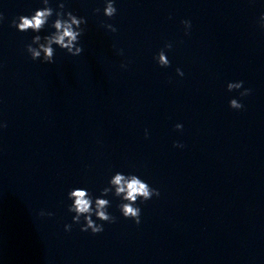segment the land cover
I'll use <instances>...</instances> for the list:
<instances>
[{"label": "clouds", "instance_id": "9594fccd", "mask_svg": "<svg viewBox=\"0 0 264 264\" xmlns=\"http://www.w3.org/2000/svg\"><path fill=\"white\" fill-rule=\"evenodd\" d=\"M105 7L103 9V15L109 19L114 17L117 13L115 7V0H104ZM44 7L34 10L31 15H20L11 21V26L15 27L20 32H27L31 30L34 33L41 32L45 26H50L55 31L43 38L40 35L32 37L31 43L26 45V51L30 55L33 61L40 60L42 63L52 64L55 62V48L64 50L71 56H79L83 53L84 48L80 44V38L85 32L87 20L85 17H78L70 10H65V3L60 2L57 9H53L50 6V0H42ZM94 13H99L100 9L93 10ZM55 15L56 19L48 24L50 17ZM5 17L3 13H0V23L4 21ZM181 24L185 28V35H188V30L191 28V21L182 20ZM101 26L107 30L115 33L116 27L109 23H101ZM259 26L264 30V13L259 18ZM43 40V42H42ZM35 45V46H33ZM165 49H171L172 44L166 43ZM157 64L160 67H169L170 61L165 54V50L161 49L154 57ZM122 68H126V64H121ZM176 73L179 76H183L184 73L180 68L176 69ZM243 81L229 82L227 84V91L232 92L234 90H240L243 88ZM251 89L244 88L240 91V97H246L251 94ZM229 107L233 110H241L244 108V104L236 99L229 100ZM7 127V124H0V128ZM176 130H182L183 125L177 123L175 125ZM145 137L147 138V130H145ZM173 147L183 148L184 145L179 142H174ZM109 194L114 195L120 199V203L117 205L120 213L125 219L132 220L136 225L141 223V208L138 206L143 204L153 197H159L160 192L158 189L151 187L147 182L140 178L136 174H124L122 172H115L108 181V186L101 190L100 197H93V195L83 187H75L68 191L67 199L72 203L68 205V212L74 213L72 216L73 224H80V231L91 232L96 235L104 231L105 223H115L116 217L109 213L110 200L101 197H107ZM40 216H52L53 213H45L41 211ZM95 216L96 220H93ZM81 218L83 223L81 224ZM100 221L101 223H97ZM72 224H65L64 230L69 232L72 230Z\"/></svg>", "mask_w": 264, "mask_h": 264}]
</instances>
